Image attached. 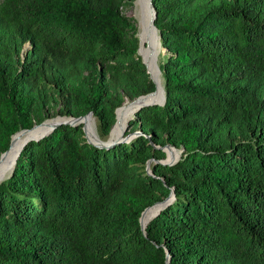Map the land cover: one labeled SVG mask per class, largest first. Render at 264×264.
<instances>
[{
    "label": "trees",
    "instance_id": "1",
    "mask_svg": "<svg viewBox=\"0 0 264 264\" xmlns=\"http://www.w3.org/2000/svg\"><path fill=\"white\" fill-rule=\"evenodd\" d=\"M152 1L164 102L109 147L82 123L27 141L0 180V264H264V0ZM132 4L0 0V154L52 106L105 138L155 89Z\"/></svg>",
    "mask_w": 264,
    "mask_h": 264
},
{
    "label": "water",
    "instance_id": "2",
    "mask_svg": "<svg viewBox=\"0 0 264 264\" xmlns=\"http://www.w3.org/2000/svg\"><path fill=\"white\" fill-rule=\"evenodd\" d=\"M145 1H147L151 7V11H152V15L150 17V25L151 27H153L156 32H158V36H160V33L154 23L155 21V18H156V11L154 9V6H153V1L152 0H143V2L145 3ZM141 48H142V41H141V38L139 37V47H138V53L140 54L141 56V59H142V62L145 64V67H146V70L150 76V78L152 79L153 83L155 84V89L151 92H147L145 94H141L139 96H137L136 98L132 99L130 101V104L132 105V108H131V111L122 127V130L121 132L116 135V136H111V129L109 131V133L107 134V136L105 138H101L96 129H95V126L93 127V130L90 134V136H87L88 138V141L89 142H92L96 145H101V146H106V147H109V146H112V145H115V144H118L120 142H125V141H129L131 140L132 138L136 137L138 135V132H133L132 134H128V133H125L126 130L128 129L129 127V121L131 120V118L134 116V114L140 109L142 108L143 106H146V105H149V104H153V103H160L162 104L165 100V89H164V86H163V83H162V86L160 88V90H158V86H157V81L153 78V76L151 75L150 71H149V68H148V65L146 63V59L141 55L140 51H141ZM158 70L159 72L161 73V70L159 69V66H158ZM162 75V73H161ZM123 105V104H121ZM120 105V106H121ZM118 106L116 109H115V114L117 113V109L120 107ZM93 116L92 112H88L87 114L85 115H82V116H58V118L56 119H53V120H49V121H44L40 124H38L39 126L40 125H45L47 126V129L41 133H38V134H31V133H27L26 136H25V140L23 141V143L21 144L19 150L17 151L16 155H15V158H14V161H13V164L12 166L10 167V169L8 168H4L2 171H0V180L6 178L10 173L11 171L14 169V165L16 163V159H17V156L19 155L20 151L24 148L25 146V143L29 140H32V139H39V138H42L44 137L45 135H47L48 133H50L55 127H57L58 125H61V124H70V125H75V124H78V123H82L83 122L86 124L85 122V118L87 117H91ZM38 125H33L31 126L30 128H24V129H21V130H18L17 132H15L14 134H12L11 136V140H10V144H9V148L4 151L3 153L0 154V160L2 159V157L11 149V145H12V140H13V136L18 133V132H27L28 130L34 128L35 126H38ZM87 125V124H86ZM114 125V124H113ZM83 129L85 131V133H88V130L86 128V126L83 124ZM165 147V146H164ZM163 147V150L165 151L166 149H164ZM166 147H169V148H176L172 145H166ZM180 152L183 150L182 149H179ZM180 155V153H179ZM178 155V157H179ZM167 158V155H166V160L165 162L167 163H172L174 161H176V159L178 158ZM173 196V192L171 193L170 196L166 197L164 200L162 201H158L156 203H154L153 205L151 206H148L146 207L142 213H141V216H140V225H141V228L144 230L145 227H146V224L147 222L153 218L161 208H163L172 198ZM147 211L148 212V218L146 220V222H142L141 221V217L143 215V213Z\"/></svg>",
    "mask_w": 264,
    "mask_h": 264
},
{
    "label": "bare ground",
    "instance_id": "3",
    "mask_svg": "<svg viewBox=\"0 0 264 264\" xmlns=\"http://www.w3.org/2000/svg\"><path fill=\"white\" fill-rule=\"evenodd\" d=\"M144 12H145L144 16L139 15L140 26L142 27V32H141V41L142 42L145 41L147 33H150V34L152 33L154 36H157L156 30L153 27H151V25H150V17L152 15V11H151V7L147 1L145 4V11ZM142 50L144 51V49H142ZM146 63L148 65V68H149L151 75L157 81L158 90H160V88L162 86V75L158 70L157 62L155 60L146 58ZM131 108H132V105L130 104V102H126L117 109L116 120H115V123L111 129V136L112 137L118 135L121 132L122 127H123L128 115L131 111ZM85 122L87 124V125L85 124V126H86L88 133L90 135L92 130H93V127H94L93 123H92L90 117L85 118ZM46 129H47V126H45V125L39 126L38 125L32 129L28 130L27 132L16 133L13 136L11 149L0 160V171H2L5 167L10 169V167L13 164L15 155H16L17 151L19 150L21 144L25 140V136L27 133L38 134V133L45 131ZM173 152L176 154L175 151H173ZM168 158H170V157H168ZM147 218H148V212L145 211L141 217V221L144 223V222H146Z\"/></svg>",
    "mask_w": 264,
    "mask_h": 264
},
{
    "label": "rangeland",
    "instance_id": "4",
    "mask_svg": "<svg viewBox=\"0 0 264 264\" xmlns=\"http://www.w3.org/2000/svg\"><path fill=\"white\" fill-rule=\"evenodd\" d=\"M145 3L143 2V0H133V4L130 8L126 9L125 12L128 16L132 17L134 24L136 25L137 28V34L138 36L141 38V32H142V27L140 26V21H139V15H143L145 14ZM29 44H25V51L26 49H28ZM144 49V51L142 50ZM167 49L163 48L161 45V42L159 40V36H158V32H157V36H154L152 33H147L146 39L144 42H142V48H141V55L146 59H152L155 60L157 62V65L159 66V59L160 56L163 55L164 53H166ZM160 69V68H159ZM163 82V79H162ZM131 100L126 99L122 104L126 103V102H130ZM56 108L54 106L50 107L48 110H46L45 112V117L40 120L39 122H34L33 125H38L44 121H49V120H53L58 118V114H56ZM93 126H95L96 129V120L94 118V116L90 117ZM83 124L85 125V123L83 122ZM32 125V126H33ZM97 131V130H96ZM139 130H131V129H127L125 133L128 134H132L133 132H138ZM87 136H90L89 133H86ZM165 153L167 155V158H176L178 157L180 150L177 148H169V147H164ZM175 151L176 154L173 152ZM170 152V153H169ZM169 158V159H170ZM166 160V159H165Z\"/></svg>",
    "mask_w": 264,
    "mask_h": 264
}]
</instances>
